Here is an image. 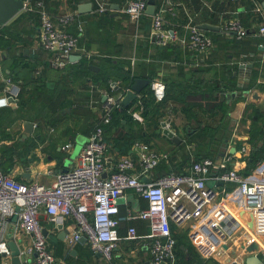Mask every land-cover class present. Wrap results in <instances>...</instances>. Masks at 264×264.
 <instances>
[{"label":"built area","instance_id":"built-area-1","mask_svg":"<svg viewBox=\"0 0 264 264\" xmlns=\"http://www.w3.org/2000/svg\"><path fill=\"white\" fill-rule=\"evenodd\" d=\"M93 1L97 15L113 10L110 0ZM180 1L164 0L163 6L152 16L150 39L158 46L178 40L180 45L195 55V65H199L214 49L213 37L193 24L192 19L186 25L187 35L179 39L174 30L164 28L166 12L181 4ZM23 2L22 12L39 15V44L50 54L53 67L65 69L74 62L71 60L72 55H78L80 59L82 56L91 59L96 55L80 45V35L68 32L55 22L43 1ZM148 6L149 0H124L122 11L133 23L137 34L143 17L147 15ZM254 11L261 19L258 35L264 37V9L261 2L255 1ZM74 21L79 20L73 15L60 18L63 25ZM79 23V32H82ZM223 29L235 31L239 38L247 35V30L237 18L226 21ZM135 62L132 59L133 65ZM11 82V79L7 80L8 84ZM152 82L155 98L162 101L166 95L165 82L161 79ZM15 87L10 91L11 96L17 98L20 90L15 91ZM112 87L118 89L117 83H112ZM90 89V105L96 108L100 103L97 96L99 90L94 85ZM126 94L125 91L105 96L102 105L104 123H110L111 110L120 108ZM9 95L0 99V107L10 106ZM134 116L141 120L140 111ZM249 145L247 141L242 143L241 153L244 156L249 154ZM71 147V144H66L63 149L69 150ZM109 147L103 126L97 125L79 153L78 164L59 172L51 185L23 182L0 167V256L5 259L4 264H8L7 260L12 258L6 235L11 217H16L17 228L32 238L31 243L21 250V256L25 257L27 263L59 264L44 233L41 222L43 213L53 224L62 225L67 230L66 240L70 246L85 238L92 252L100 254L108 263L113 261L123 224H129L127 238L137 239L138 230L133 225L135 221L149 223L151 264H178L177 240L172 232V223L180 227L190 223V241L203 259H210L227 243L234 229L233 216L226 199L217 201L215 185L225 183L236 185L244 199V210L252 216L254 236L264 237V159L258 163L256 171L246 175L238 169L228 168L231 155L226 153L219 165H216L215 159L204 158L194 162L187 173H170L149 182L143 178L162 161L169 160L167 152L137 140L131 154L121 156L114 167H110ZM209 181L214 186L208 185ZM130 190L146 201L147 207L129 210L123 215L120 201L127 200ZM261 259L264 262V248Z\"/></svg>","mask_w":264,"mask_h":264},{"label":"crops","instance_id":"crops-1","mask_svg":"<svg viewBox=\"0 0 264 264\" xmlns=\"http://www.w3.org/2000/svg\"><path fill=\"white\" fill-rule=\"evenodd\" d=\"M110 1L113 7V10L110 11L111 16L115 18L123 16L127 19L128 17L122 11L124 3L121 2V0ZM203 1L205 3V0ZM215 2L216 0H213L212 5L215 4L219 19H221V21H228L232 18L239 19L242 26L247 30V35L243 38H239L236 35L227 33L225 30L222 31V28L221 31L214 32V38L216 39L215 47L205 59H202L205 68L209 71L201 76L213 79L216 78L215 74L219 73L220 79L223 78L221 81L224 80V82L229 84L230 77L228 76L227 71L230 68L231 71L236 70L235 68H237V71H234L236 80L238 81L237 83L240 87H245L249 84V78L253 70L258 69L260 71V74L254 83V87L246 93V99H238L235 103V107L230 114L233 122L232 140H230L227 147H225V149L223 148L224 150L221 151L219 156L215 159L216 165H219L223 156L226 155V153H229L231 155V161L228 164V168L238 169L243 173L247 167V158L250 156L251 146L249 145L250 151H248L249 154L247 153L248 156H244L241 153L242 144L239 146L237 142H244L249 139L247 130L249 129L251 121L248 120L246 124H243L242 118L248 104L252 103L257 107H264V40H260L258 37V27L261 21L259 15H257L255 11L252 10L254 14L250 13L252 8L249 9L248 2L240 1L229 3L227 1L225 7L222 5L224 0H218L216 3ZM46 3L55 22L61 27H64L68 32L82 37L83 31L79 32V22L83 24V21L88 20V28H93L91 33L93 35L98 33V29L92 22L91 16L92 13H95V3L93 0H47ZM89 3H92L93 5L91 12L82 13L79 11L81 5ZM261 5L264 9V0L261 2ZM116 13L118 14L116 15ZM66 15H73L79 21L63 25L60 23V18ZM151 22L152 17L143 19L140 32L136 36V40L138 39L137 41H144L141 44L142 47L137 50L138 53L133 49L131 57L129 58L128 55H124L125 58L130 60L135 59L136 62L143 63L142 67H147L148 65L153 64V61H156L158 65V74L153 80L161 79L162 81L169 83L173 79L184 82L185 80L188 81L187 79L189 78H193L194 75H192L190 69L191 67H196V65L191 66L185 57H182V63L186 67L183 71L177 70V66L180 63L177 64L176 61L170 60L169 58H164L165 60H159L161 58L155 60L154 57L156 50L149 34L151 31ZM6 26L9 27V30L12 33L11 36L14 39L12 40L14 44L11 48L0 50V99L8 96V94H10L9 96L11 97L10 90H12L14 86H18L19 89H21L22 85H27V88H29L30 85L33 88H46L57 94V80L60 81L62 78L67 83V97L61 99H69L73 101V107L77 108L79 105L81 106L86 100L85 92L87 85H85V82L82 81V79L78 78H76L78 79L76 82L68 83L70 80H66V77H69L70 74L72 79L75 78L72 71L70 70L69 73V70H64V72L60 74L58 72L59 69H56L51 65L50 54L43 50L39 44L40 24L37 17H31L30 15L21 12ZM184 28L185 30L182 34L175 31L177 39L187 35L188 30L186 26ZM137 41L134 43V48L137 45ZM120 42L121 41L118 40V43ZM173 43L179 45L178 40H174ZM94 47L99 48V44H93L92 48ZM161 55L163 56L165 53L161 52ZM250 63L253 64L252 68L241 67L242 65ZM259 63H261L260 67L258 66ZM94 66L98 67L97 65ZM142 67L139 68L140 71H142ZM8 79H11L12 81L9 84L7 83ZM92 85L94 84L89 80L88 86L91 88ZM94 86L99 90L97 96L99 97L101 95V101L104 102L105 96L108 94L105 87ZM150 90L153 92V82L150 85ZM254 91L259 93L260 100L256 101L252 99V93ZM18 97L16 98L17 100L19 99ZM45 102L47 103L48 101L45 100ZM60 102L61 101L59 100V103ZM47 105L49 107V102ZM164 107L161 108V110L164 111V116L162 115L159 124L156 125L155 122H149L148 125L145 126L146 128H144V133L153 147L156 146L159 150L167 151L170 158L168 161L160 164V166L154 169L151 173L145 175L143 179L149 182L159 179L168 172L187 173L191 170L192 164L197 162L195 161L197 157L205 156V147L200 148L196 143L205 142V136H200V133L198 134L200 129L205 126L206 114L204 109L195 108L193 115L197 116V118H191L184 112L180 102L169 100L164 103ZM0 108L7 107L3 106ZM11 108L15 111L17 107ZM92 110L99 113L97 116H100L98 106ZM137 111L141 112L140 109L136 110L135 105L131 109V114L134 116ZM14 114L15 113H13L5 122H2V125L0 126L1 129L5 127V130L7 128L6 126H10L15 129V131L16 129L19 130L20 133L19 145L22 148L17 149L13 163L8 167V171L13 177L26 183L38 182L40 184L51 185L55 181L59 172L72 168L78 164L79 153L91 134L89 127L92 124V119H87L86 116H78L75 110L73 112L72 108H68L63 111L62 114L64 117L57 120V123H51L48 125L42 123V133H40L37 131L39 124L31 120H17L16 114L15 116ZM212 118L213 117H209L207 124L215 122L210 121ZM135 119L138 120L137 118ZM26 121H31L36 125L32 132L27 133L25 131ZM138 121L141 123L145 121L142 114L141 120L139 119ZM163 122L168 124V128L172 130L179 139H181V142L176 143L173 139L164 134L162 127ZM1 136L2 135H0V148H12L13 140L8 137L3 139ZM79 139H81V142H78ZM208 140L209 138L207 141ZM66 144H71V149L64 150L63 146ZM78 144L81 145V149L77 155L73 156ZM128 151L129 152L126 154H131L132 148ZM126 154L119 152L113 146V149H110L108 152L109 166L114 167L118 159ZM258 166L259 165L257 164L256 167L252 169L251 173L256 171ZM214 171L216 172V169ZM209 185L214 186L211 181H209ZM215 188L218 192L217 201L219 202L222 199H226L227 204L230 206L231 215L233 216L234 221V229L225 244L226 246L223 245L214 257L207 259L208 263L246 264V258L250 255H258L261 257V252L264 248V237L254 236L252 216L244 210V199L238 192L236 185L233 183H225L224 185L217 184L215 185ZM146 204V201L140 199L134 191L130 190L127 195V200L120 201L121 213L124 215L129 210L136 211L144 209L146 208ZM41 222L44 229L47 231L46 237L48 244L55 254L59 264H151V254L148 246L150 229L147 221H135L133 223L138 230V237L135 240L127 238L128 224H123L121 226L120 240L118 242V247L114 252L112 263L104 261L101 255L99 256L97 253L92 252L86 241H80L76 245L70 246L67 243L66 237L62 238V232L66 229H60L58 225L56 226L53 224L44 213L41 214ZM16 224L17 218L11 217L6 235L9 243L15 242L22 250L26 245L31 243L32 238L19 230ZM186 225L187 234H185L184 237L190 246L194 248L193 250L196 251V253L194 251L195 258L190 254L191 250H187L185 246H182L181 248L184 250L186 257H183L182 255L179 256L177 253V258L180 259L182 256L184 259L188 258V261L192 260V264H196L198 253L188 236L190 223H187ZM251 239H253V241ZM254 243H256L257 246L253 247L252 251H248L249 247ZM23 261H26L25 257L23 258ZM4 262L5 259L1 258L0 264H4ZM7 262L8 264H11V258L8 259Z\"/></svg>","mask_w":264,"mask_h":264},{"label":"trees","instance_id":"trees-1","mask_svg":"<svg viewBox=\"0 0 264 264\" xmlns=\"http://www.w3.org/2000/svg\"><path fill=\"white\" fill-rule=\"evenodd\" d=\"M46 1L47 0H43L49 11L50 9L48 8ZM212 1L213 0H205L204 3L203 0H181V4L175 5L173 10H168L166 12V23L164 28L171 29L179 32V34H182L185 30L184 27L192 19V23L198 26L207 23L220 26V28L223 29L225 27L226 21H221V19H219L217 16V9L215 4L212 5ZM217 1L218 0H216V2ZM227 1L229 3L240 1L248 2L249 9L252 8L250 12L252 14H254L253 11L255 8V1L263 2V0H224V3H222L223 7H225ZM121 2L124 3V0H121ZM163 4L164 0H155L156 11H159ZM25 14L30 15L31 17H37L39 21V15L37 13ZM91 16L92 22L98 29V33L93 35L91 32L89 33L88 30H85L82 32V37H80V45L91 51H96L97 49V53L100 56L95 55L91 59L82 56L81 59L71 62L65 69H63V72L64 70H69L70 73L71 70L75 75L74 79L71 78V74L69 77H66V80H70L68 83L76 82L78 79H82V81L85 82V85H87L85 92V102L76 108L73 107V101L69 99H59L58 95L54 91L48 90L44 87V89L33 88L30 85L29 88H27V85H22L18 95L19 99L16 110H12L11 107L0 108V126L2 125V122L8 120V118H10L13 113L16 114L17 120L35 121V119H40L42 123L47 125L51 123L55 124L58 122L57 120L64 117L62 114L64 110L72 108L73 112L75 110L78 116H86L87 119H92V124L89 127L91 132L96 128L97 125L103 126L105 138L110 145L109 150L113 149L114 146V148L119 152L126 154L137 140L145 141L149 144L151 143L150 140L146 138L144 133V128H146L145 126L148 125L149 122H155L156 125H158L162 115L164 116V111L161 110V108L164 107V103L168 102L169 100H173L175 102H180L184 112L191 118H197V116L193 115L195 108L204 109L206 118L209 119V117H213L212 120L215 122L208 124L205 123L204 128H201L198 132V134L200 133V136H205L204 143L196 142L200 148L205 147V156L200 155L204 157H197L195 161H199L204 158L216 159L219 156V153L223 151L225 147H227L230 140H232L233 122L230 114L235 107V103L238 99H246L245 95L254 87V83L259 76L260 71L258 69L253 70L249 78V84H247L245 87H240L237 83L238 81L236 80V75L234 72L237 71V68H235L236 70L233 71H231V68L228 69L227 74L230 77V83L228 84L227 82H224V80L221 81L223 78L220 79L218 72V74H215L216 78L213 79L207 78L206 76L202 77L201 75H204L209 70L205 68L204 62H201L199 65H196V67H191L190 72L192 75H194V77L187 79L188 81L185 80L184 82H181L174 79L169 83L165 81L166 95L162 101L156 100L154 93L150 90L149 85L139 94L137 99L134 100L129 107L125 109L118 107L112 109L110 123H104L102 119V96H99L100 103L98 104V112H100V116H97L99 113L92 110L93 108L90 105L91 89L90 86H88L89 80H91V82L98 87H105L108 94L115 95L119 92H127L137 77L146 78L153 81L154 77L158 74V65L156 61H153V64L149 63L150 65L147 67H142L143 63L135 62L133 65L131 60L125 58L122 47L117 41V30L119 28L117 26L118 21L116 20L117 18L111 16L110 11L102 15L92 13ZM150 17L152 16L145 15L143 19ZM0 29V50L11 48L14 44L12 41L14 39L11 36L12 33L10 32L9 27L5 25L0 27ZM205 32L213 37L216 44V39L214 38V32L216 31L205 30ZM91 34L92 36L90 39ZM258 37L260 40H264V37L259 35ZM143 42L144 41H140L137 43L135 46L136 51L142 47L141 44ZM95 43L99 44V48H92V45ZM154 48L156 50L154 57L155 60H158L159 58H161L159 60H165L164 58L174 60L177 64L180 63L177 66L178 71H183L186 68L182 63V57L187 58V61L191 64V66H195L197 62L195 55H193L187 47H183L180 44L178 45L172 42L166 46H158L154 43ZM161 52L165 53V55L162 56ZM92 65H97L99 67V71L94 70ZM258 66L260 67L261 63H259ZM140 67H142V71H140ZM112 83H117L118 89H114L112 87ZM234 92H236L235 98L230 97ZM45 100L49 102V108L54 103L56 104L55 106H57H54L50 113L47 110L48 102L46 103ZM59 100L61 101L60 103ZM39 101H42V104H39ZM135 105L136 110L140 109L141 114L144 116L145 121L143 123L136 120L131 114V109ZM33 110L38 111L36 116L30 115L33 113ZM248 120H250L251 123L249 125V129L247 130L249 139L246 141L251 146V153L247 158V167L243 172L246 175L250 174L252 169L264 159V107H257L252 103L248 104L242 118V123L246 124ZM208 138L209 140L207 141ZM242 143L243 141L237 142L239 146H241ZM2 149L3 147L0 148V167L3 171L9 172L8 167L11 163H13L14 155L17 153V151L14 147L5 148L4 152H2ZM156 149L159 150L157 147ZM6 156L10 158V163L7 168L4 167V158ZM164 162L165 161H162L160 164ZM160 164L157 167H159ZM170 173L172 172H168L163 176ZM176 226L177 225L175 223H172L171 225L173 235L177 240L176 253H178L179 256L182 255L183 257H186L184 250L181 248L182 246H185L187 250H191L190 254L193 256V258H195V250H193L194 248L190 246L184 237L187 232L183 231L181 234L180 230ZM182 256L180 259H178V264H192V260L188 261V258L184 259ZM197 259L198 260L196 261V264H209L208 260L203 259L199 254L197 255Z\"/></svg>","mask_w":264,"mask_h":264},{"label":"water","instance_id":"water-1","mask_svg":"<svg viewBox=\"0 0 264 264\" xmlns=\"http://www.w3.org/2000/svg\"><path fill=\"white\" fill-rule=\"evenodd\" d=\"M24 7V2L23 0H0V27L7 25L14 17H16L18 14H20L23 10ZM92 3L89 4H83L79 7V11L84 13V12H91L92 11ZM118 9V7H117ZM156 12V5H155V0H149V6L147 7V15L153 16ZM118 13H116L117 15ZM199 27L203 30L207 31H221L222 29L219 26L211 25V24H201ZM224 31V30H222ZM229 34L236 35L237 33L235 31H226ZM80 59V56L78 55H72L71 60L72 61H77ZM242 68H252L253 64H245L241 66ZM92 68L94 70H99L98 67L92 65ZM152 84V81L150 79L146 78H141L137 77L134 80L133 85L130 87V89L127 91V94L124 96V98L121 100V109H125L131 105V103L137 99L138 95L149 85ZM15 91L20 90L18 86L14 88ZM236 93H233L230 97L235 98ZM229 97V98H230ZM252 99L258 101L260 100L259 93L257 91H254L252 93ZM8 102L10 103L11 107L16 108L18 100L14 98L13 96L8 98ZM26 126V132H32L35 124L31 121H26L25 122ZM163 127V132L165 135H167L169 138L173 139L176 143L181 142V139L177 137V135L168 128L167 123L163 122L162 123ZM26 136V135H25ZM88 140V138H87ZM86 140V141H87ZM78 142H81V139L78 140ZM85 144V143H84ZM81 149V145L78 144L77 148L75 150V153L73 156L77 155ZM69 161V160H68ZM67 170V169H65ZM64 170V171H65ZM209 185V183H208ZM60 229H63L62 225H58ZM46 230H44V233L46 235ZM67 236V230H63L62 232V238ZM81 241H86L85 238H82ZM9 246L12 250V258H11V264H27L26 261H23V258L21 256V249L19 246L16 245L15 242H10ZM226 246V245H225ZM257 246L256 243H254L252 246L249 247L248 251H252L253 247ZM100 256V254H98ZM2 256H0V259ZM246 264H264L262 261L261 257L258 255H250L246 258Z\"/></svg>","mask_w":264,"mask_h":264},{"label":"rangeland","instance_id":"rangeland-1","mask_svg":"<svg viewBox=\"0 0 264 264\" xmlns=\"http://www.w3.org/2000/svg\"><path fill=\"white\" fill-rule=\"evenodd\" d=\"M118 22H117V26L119 27L118 28V30H117V41L119 40V41H121L120 43H118V44H120L121 45V47H122V50H123V52H124V55H128L129 56V58L131 57V55H132V53H133V49H135L134 48V43H136V41L138 40H136V36L138 35L137 33H136V30H135V28H134V25H133V23L127 18H125V17H123V16H120V17H117V19H116ZM88 24H89V21L88 20H85V21H83V24H81V26H82V29H83V32L85 31V30H88L89 31V33L92 31V27H89L88 28ZM88 28V29H87ZM80 31V30H79ZM91 36H92V34L90 35V39H91ZM81 40V39H80ZM139 41H137V43H138ZM84 44H86L85 42H83ZM123 43V44H122ZM82 46V45H81ZM83 47V46H82ZM85 48V47H84ZM86 49V48H85ZM87 50V49H86ZM94 53H96V55L97 56H100L98 53H97V51H93ZM130 60V59H129ZM131 61H132V59H131ZM55 69V68H54ZM56 70V69H55ZM60 70V69H59ZM58 70V72L60 73V74H62L63 73V70H60L59 71ZM56 77H58V76H56ZM56 79V78H55ZM56 88H57V90H58V93H57V95H58V97H59V99H61V98H66L67 96V92L65 91L66 90V88H67V83H66V81H64V79H60V81H58L57 80V85H56ZM61 88V89H60ZM39 104H42V101H39L38 102ZM56 104L54 103V104H52L51 106H50V108L49 107H47V110L49 111V113L52 111V109L54 108V106H55ZM55 107H57V106H55ZM38 114V111H35V110H33V113H31L30 115H32V116H36ZM52 119H54V118H52ZM207 121H208V118H206V116H205V123H207ZM211 122H213V120L211 119L210 120ZM35 123H38V124H40V126H39V128H38V132H40V133H42V122L40 121V119H35V121H34ZM9 124H12V123H9ZM7 128H6V130H5V127H3L2 129H1V131H0V135H2V138L3 139H5V138H10L11 140H13V145H12V147H14L15 148V150L17 151V149H19V148H22L20 145H19V140H20V133H19V130H17L16 129V131H15V129H13V128H11L10 126H6ZM13 127V126H12ZM4 149H5V147H3V151L2 152H4ZM10 158H8L7 156L4 158V167H6L7 168V166H9V163H10ZM179 230H180V232H181V234H182V232L183 231H185V232H187V225L185 224V225H183L182 227H180V226H176ZM82 264V263H81Z\"/></svg>","mask_w":264,"mask_h":264}]
</instances>
